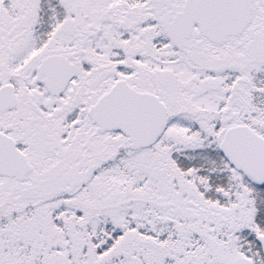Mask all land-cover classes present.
<instances>
[{
  "label": "snow or ice",
  "instance_id": "snow-or-ice-1",
  "mask_svg": "<svg viewBox=\"0 0 264 264\" xmlns=\"http://www.w3.org/2000/svg\"><path fill=\"white\" fill-rule=\"evenodd\" d=\"M0 264H264V0H0Z\"/></svg>",
  "mask_w": 264,
  "mask_h": 264
}]
</instances>
